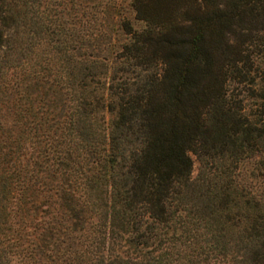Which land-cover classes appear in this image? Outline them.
<instances>
[{"label": "trees", "instance_id": "16d2710c", "mask_svg": "<svg viewBox=\"0 0 264 264\" xmlns=\"http://www.w3.org/2000/svg\"><path fill=\"white\" fill-rule=\"evenodd\" d=\"M248 158L264 0H0V264H264Z\"/></svg>", "mask_w": 264, "mask_h": 264}, {"label": "rangeland", "instance_id": "374dc122", "mask_svg": "<svg viewBox=\"0 0 264 264\" xmlns=\"http://www.w3.org/2000/svg\"><path fill=\"white\" fill-rule=\"evenodd\" d=\"M32 50L33 52H38L42 50V48L39 46ZM52 99H54L53 104L55 105L54 107H56L55 97H52ZM9 117H11V114H9ZM190 157L192 161L191 176H194L198 169V162L193 154H190ZM234 180L237 186H242L246 189L249 188L247 190H251L252 193H260L264 195V172L259 173V171L255 168L253 158L243 159L236 164V168L234 170Z\"/></svg>", "mask_w": 264, "mask_h": 264}]
</instances>
